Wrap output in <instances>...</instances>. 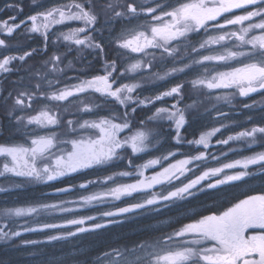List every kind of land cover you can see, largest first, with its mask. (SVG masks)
I'll return each mask as SVG.
<instances>
[{
  "label": "snow or ice",
  "instance_id": "6c2138e0",
  "mask_svg": "<svg viewBox=\"0 0 264 264\" xmlns=\"http://www.w3.org/2000/svg\"><path fill=\"white\" fill-rule=\"evenodd\" d=\"M4 8L13 10L18 5L5 3ZM237 10L244 11L237 13ZM101 13L107 18L106 23L121 21L118 34L109 41L115 49L111 59L107 58L105 44L95 35L101 31L97 27ZM28 21H31L28 31L43 37V52L47 51L52 29L67 25V32L58 29L57 39L62 36L78 49L92 50L103 62L102 71L83 78L79 74L68 77L67 70L75 65L69 60L61 68V55L53 53L38 67H24L29 57L39 54L36 48L23 51L22 55L0 53V74L13 71L10 65L20 61L33 78L24 84L25 77H20L15 94L9 91L5 96L0 91V107L15 125V132L22 134L20 140L0 142V177L21 178L22 183L29 184L48 183L89 169H106L124 159L127 169L80 183V189L99 184L100 190L81 194L78 200L4 208V218L35 216L37 226L20 225L22 230L10 231L0 228V241L8 243L25 233H46V236L43 240L20 239L16 247L68 241L122 224L133 216L160 214L200 193L248 183L264 174V126H252L217 138L216 145L229 146L233 142L242 145L230 146L227 151L221 149L217 156L208 150L215 146L213 137L228 127L223 121L197 139L186 140L182 136L186 114L203 103L193 98L192 104L178 106L184 97L183 82L153 96L133 95L142 86V80L166 82L191 73L194 76L188 81L191 88L195 92L207 90L205 95L209 99L214 97L230 105L237 96L259 93L264 102V0H104L99 11L94 0H67L29 15L13 26L4 22L0 34L11 36ZM71 22H79L80 26L71 27ZM8 48L7 40L0 38V49ZM129 53L136 56L121 71L120 58L128 59ZM52 73L76 82L55 87L61 81L59 76L49 79ZM137 73L140 74L137 82H122L121 78ZM43 84L54 90H43ZM96 94L103 98V103L95 102ZM165 97L177 99L171 107H155L146 119L139 118L138 108H148ZM36 100L45 103L35 114L27 112ZM113 103L119 108L110 107ZM72 105L77 106V112L95 114L96 118L66 119L62 113L69 112ZM243 107L251 109L254 105L245 103ZM100 109H106L108 114L100 115L97 111ZM217 114L228 118L222 109H217ZM163 122H170L169 127L174 128L172 139L176 145L194 147L184 153L179 148L159 156L152 153L150 149L160 143ZM257 145L260 150L246 154V149ZM229 152L240 156L222 160ZM141 154L149 158L137 164L136 160L145 158ZM209 158L217 161V165L209 164ZM157 166L158 170L145 175L148 169ZM123 178L134 180L127 182ZM8 182L21 186L12 180ZM5 191V187H0V192ZM71 191V186L56 189L58 193ZM129 199L134 202L124 206L113 203ZM108 203L113 206L100 207ZM89 208H97V214H82V210ZM55 213L72 215L62 216L59 223L39 219L41 215ZM186 219L189 222H177V226L169 222L166 227L153 229L159 233L157 236L113 246L98 254L95 264H264V192L247 195L221 211L196 212ZM30 255L40 253L33 251ZM45 264L80 262L62 255Z\"/></svg>",
  "mask_w": 264,
  "mask_h": 264
},
{
  "label": "rangeland",
  "instance_id": "374dc122",
  "mask_svg": "<svg viewBox=\"0 0 264 264\" xmlns=\"http://www.w3.org/2000/svg\"><path fill=\"white\" fill-rule=\"evenodd\" d=\"M67 2V0H65ZM63 0H0V26L4 23L5 17L11 16L14 14H22V15H29L34 9L39 8L42 10H46L47 8H51L56 6L58 3H65ZM94 2L97 4V10L99 11L100 7H102L104 0H94ZM5 3H15L18 5V8L9 10L4 8ZM22 9V11H20ZM4 11V12H3ZM244 10H237V13H242ZM105 21V20H103ZM79 26V22H71V27ZM28 27L22 30L21 35L18 36V38L12 39L10 43L12 51V55H22L23 51L30 50V37L32 36V32L28 31ZM58 27V28H56ZM55 28L52 29L50 33H52V40L54 42V46L52 49L47 50L46 52L39 51V58L37 61H34L32 57H29L24 62V67H38L40 64L44 61L49 59L53 53L57 55H61V58L63 60V63L60 64L61 68H64L65 65L69 60L73 62L75 65L74 69H68L67 70V76L69 77L70 74L80 75V72H76V70H81V67H79V64H82L81 61V53H79V50H77L76 47H74L73 44L70 42L64 43L62 36L59 38L61 39L59 44V39H57V36H59L58 29L62 31L63 29H66L67 25H58ZM121 27V24H120ZM119 27V28H120ZM49 33V34H50ZM55 33V35H53ZM2 34H0V38H2ZM67 42V41H66ZM69 43L71 46H69ZM73 45V46H72ZM68 47V48H66ZM68 49H71V53L68 54ZM4 50V51H3ZM5 52L7 50L0 49L1 52ZM136 56V55H135ZM2 58V57H0ZM16 66L18 68H16ZM24 67H21L20 61H15L12 64L13 71L9 72L6 76V80H0V91H2L3 95H7L9 91H12L14 94L20 87L19 81L20 77H25L24 84H28L29 81L33 78H30L28 74L24 71ZM85 70H87V67H85ZM156 70H159V65H157ZM144 75H147L146 73ZM190 75V76H186ZM10 76V77H9ZM57 76L60 77V84L55 85V87H63L64 84H66L65 81L67 79L58 73H52L49 75V79H55ZM140 74H133V82H137V79L139 78ZM81 78L83 76L80 75ZM194 78L193 74H182L181 76H177L175 78L170 79L166 82H154L151 80H142L141 87L137 89L139 91L141 97L144 96H153L158 91L166 90L167 87L172 86L176 82H183L185 84L184 89L182 90L184 93L183 100L179 104L181 107H184L187 104L193 103L194 96H198L196 98H199L203 101L202 104H199L196 108L191 109L188 111L187 120L191 121L193 118V121H195L194 118L197 117V121H204V125L208 124L209 121H220V119H215V115L217 113V109L222 108L223 104L229 105L224 103L223 101H216L213 98L209 99L206 95L205 90L204 92H195L192 88L190 83L188 82L190 79ZM76 81L74 79H70L69 84L75 83ZM64 83V84H63ZM124 83H130V82H124ZM166 84V87H163L162 85ZM43 90L51 91L54 89H49L47 84H43L42 86ZM144 92V93H143ZM94 97L95 102L103 103L104 100L102 97L97 96ZM177 98L173 97H165L163 99L167 101V105L170 106L173 103L176 102ZM157 102V101H156ZM45 103L43 100H36L33 102V108L27 109V112H31L35 114V112L39 109V107ZM52 103V102H48ZM247 103L250 105H254L251 109L244 108L243 105ZM158 105V104H155ZM155 105H150L148 108H138L137 113L139 114V118L146 119L147 115L152 114V110H154ZM178 105V106H179ZM231 108V114L230 117L227 119H223V121L226 122H242L247 123V125H244L245 128L250 129L252 126H264V102H262V96L259 93H254L250 95L249 97H239L237 96L235 99H233L232 103L230 104ZM112 108H119L118 105H115L114 103L110 105ZM158 107V106H156ZM77 106L72 105L69 108V112L62 113V115L66 119H76L77 117H83L85 119L89 118H96L95 114H88V113H79L76 111ZM100 115H107L108 112L106 109H100L97 110ZM120 111H124V109H120ZM249 122V123H248ZM261 123V124H260ZM220 133H217V136H219ZM22 134L15 132V125L13 123L9 122V119L4 114V109L0 107V142H4L5 140H20ZM171 146L169 143L168 146L164 147V149H160V143L157 145V148L159 151H157V148H152L150 151L154 153L156 156H159L162 153H166ZM242 145H235L233 147H241ZM257 150H260V145ZM256 146V147H257ZM173 150V149H171ZM130 152V149L128 150ZM175 151V150H173ZM256 151V150H255ZM246 153H249L245 150ZM147 158H149L147 156ZM145 161L136 162L137 164L145 163ZM2 159V158H0ZM159 166H157L156 169H148L145 172V175H151L153 171L158 170ZM127 169V160H119L116 161L113 165L106 169H89L85 170L80 173H75L71 176L63 177L59 180L48 182V183H22L21 178L16 177H0V187H5L7 191L0 192V228H3L4 231H10L13 228L16 230H22L20 229V225L24 226H37L36 221L37 217H15L12 216L11 218H4L2 214V210L4 208H15V207H30V206H36L40 202L45 203H60L61 200H78L81 194H87L89 191L92 190H100L99 184L96 186L90 185L88 189H80L78 185L80 183H84L87 179H96L97 177H102L108 174H111L114 171H120ZM130 170V169H129ZM127 182H133L134 178H123ZM12 180L15 183L21 184L20 187L14 186V184H10L8 181ZM66 183H73L76 186L75 191L72 194H67L63 196H56L53 198V195H46V191L51 189V187H62L63 184ZM179 183V181H177ZM44 189V191H43ZM53 190V189H52ZM51 190V191H52ZM157 189H153V191H156ZM49 192V191H48ZM127 200H122L120 202H125ZM120 202H113L115 204H118ZM113 203H108L105 205L100 206L101 208H111L113 206ZM73 206V205H68ZM151 213V212H150ZM153 213V212H152ZM82 214H97V208H89L82 210ZM72 214H60L55 213L52 216L48 215H41L39 219L41 221H49V222H62L61 217L62 216H71ZM151 222V221H150ZM5 225H8V227H5ZM163 222H160L159 220H154L151 223L144 224L143 221H138L137 224L133 228L125 227V222L122 224H116V225H110V228L108 230H100L99 232H95L96 234H102L106 235V232H109L110 235H120V234H137L138 232L142 231L143 229H150L153 231V229L157 227H162ZM103 231V232H102ZM46 236V233H25L22 237L16 238L8 243H5L10 247H15L18 249H25L27 251V255L29 256V262L27 264H45V261H51L57 257H61L62 255H67L70 260L73 261H79L80 264H95L96 257L92 254V250L94 248V245L97 243L95 242L97 236L94 235V233H87L83 234L81 236L72 238L68 241H59V242H53V245L51 247H54L52 250H49L47 252V249H42L44 244L38 245V246H21L16 247L19 243L20 239H39L43 240ZM123 240H126L124 237ZM4 243L3 241H0ZM123 244H127L126 241L122 242ZM29 249H33L32 251H28ZM36 249V250H35ZM39 252L40 255L33 256L30 255L31 252ZM15 252H9L11 257V261L16 259ZM9 258V256H7ZM0 261H6L4 259L0 258ZM15 262H12V264H15Z\"/></svg>",
  "mask_w": 264,
  "mask_h": 264
},
{
  "label": "flooded vegetation",
  "instance_id": "af4514ba",
  "mask_svg": "<svg viewBox=\"0 0 264 264\" xmlns=\"http://www.w3.org/2000/svg\"><path fill=\"white\" fill-rule=\"evenodd\" d=\"M63 1L65 2V0H63ZM40 11H44V10L36 8L29 15L35 14V13L40 12ZM29 15L14 14V15L5 17L6 19L4 20V22H6L8 24V26H13L14 24L19 23L21 20H26V18ZM12 16H15L16 19L12 20L10 18ZM106 19L107 18L103 15V13H101L99 22L97 24V27L100 28L101 31L95 33V35H96V38L98 40L102 41L105 44L107 58L111 59L115 49H114V46H112L109 43V41H110V39H112V37H114L115 35L118 34V32L120 30L119 27H120L121 21H119V20L109 21L108 23H106ZM103 20H105V21H103ZM112 24H114L115 26L112 27L111 26ZM29 25H31V21H28L27 24L22 25L20 28L16 29L11 36L5 37L2 34V36H3L2 38H5L7 40V43L9 44V48L7 49V51L3 52L4 51L3 50L1 53L5 54V55H12V51H14V50L11 49V47H10L11 40L12 39L16 40L18 38V36L21 35L22 30L25 29L26 27H28ZM56 28H58V27H56ZM59 31H57V32H59ZM62 31L67 32L68 27L66 29H63ZM51 34L52 33L49 34V41L47 44V50L52 49V47L54 46V42L52 40ZM60 41H61V39H59V44H60ZM63 42L68 43L66 41H63ZM69 46H71L70 43H69ZM74 47L77 48V46H75V45H74ZM29 48H30V50L32 48H36L38 50V52L41 51L44 48L43 37L37 33H33L32 36L30 37ZM66 48H68V47H66ZM77 50H79V53H81L82 64L81 65L79 64V67H81V70L80 71L76 70V72H80V75L85 77V76H89L92 74L100 73L102 71V63L103 62H102L101 58L96 56V54L92 50H90V49H78V48H77ZM41 52H43V51H41ZM69 53H71V51H69L68 54ZM135 55L136 54L129 53L128 59L120 58L119 67H120L121 71L124 70V66L126 64H128L130 62V60L135 57ZM31 57L34 61H37L39 58V54L34 53L33 56H31ZM10 67H12V65H10ZM85 67H87V70H85ZM16 68H18V67L16 66ZM7 74L8 73L0 74V80L1 79L6 80ZM75 76H76L75 74L69 75V77H75ZM186 76L188 77L190 75H186ZM121 79H122V82H133L134 81L133 80V74H128V75H126V77H123ZM69 81H70V79H67V81H65L66 84H69ZM162 86L166 87V84H163ZM137 94H140V93H139V91L136 90V93H133V95L135 96ZM196 97H198V96H194V98H196ZM140 98H142L141 95H140ZM155 104H158V105H155L153 107H156V106L171 107V105L170 106L167 105L166 100L157 101ZM231 108L232 107L230 105L224 106V104H223V107L219 108V109H222L225 113H227L228 118H229L230 114L232 112ZM194 119H195V121H193V118L191 121L187 120V123L185 124L184 128L181 129L182 136L186 140L197 139V138H199V135L202 132L208 131L212 127H219L220 121H223V119H225V118L222 116H218V114L216 113L215 119H220V121H209V123L205 124V125L203 124L204 121H197V117ZM223 122L225 124H227L228 127L225 129H222L219 136L213 137L212 143L215 146L208 150L209 152L214 153L217 156L220 155L221 149H223L224 151H227L230 146L231 147H233L235 145L240 146L241 144L239 142H233L229 146L216 145L215 144L216 139L217 138H226L227 134H235L238 131H243L246 129L244 127V125H247V123H242V122H233V123H231V122L229 123L226 121H223ZM169 124H170V122H163V128L161 130L162 135L160 137V149H164V147L168 146L169 143L171 144V146L169 148H171L173 150H176L177 148H179L180 152H182V153L188 152L190 149H192L194 146L187 145V144H183V145H176L175 144V141L172 139V136L175 134L174 128L169 127ZM258 148H259V146H257V147L255 146L253 149H246V151L249 152L246 154H251L253 151L257 150ZM141 155L145 156V158L142 160H136V162L145 161L147 156L145 154H141ZM239 156H240V153L229 152L228 157H221V159L224 160V159H231V158H239ZM176 158H182V157L178 156ZM133 159H135V157H133ZM173 159H175V158H173ZM165 164H167V162H165ZM209 164L215 166V165H217V161L211 160V158H209ZM233 171H235V170H233ZM64 185H66V184H63L62 186H64ZM54 188H56V187H51V189L48 190L49 192L46 191V195H48L50 193V191ZM43 191H44V189H43ZM262 192H264V174H259L257 177L251 179L248 183H240V184H236V185H225V186H221L220 189L213 190L209 193H200L198 196L190 198L189 201L177 203L176 205H174L168 209L162 210V212L160 214H157L155 212H153V213L149 212V213H145V214L140 215V216H133V217L124 221L125 227H127V229L128 228L130 229V228H133L135 226V224H137L138 221H143L144 224L145 223L148 224L154 220H159L160 222H163L164 225H162V227H166L169 222H172L173 226H177V222H189V220L186 218L191 217L193 215V213L203 212L205 214H210L212 212L221 211L224 209V207L230 206L231 203L236 202L239 199L246 198L247 195L261 194ZM53 198H55V197H53ZM128 202H134V201L129 199L125 202L118 203V205L124 206L125 203H128ZM109 228H110V226H109ZM108 229H105V230H108ZM168 230L171 231L172 229H168ZM94 235L97 236V238L95 240V242H97V243L94 245V248L92 250V254L95 257H97L98 254H102L105 250H108L113 246L123 244L122 243L123 241H126L127 244H132L134 242H137V241H140L143 239H147L150 237L157 236V235H159V233H156L150 229H143L142 231L138 232L137 234H130V235H128V234L110 235L109 232H106V235H102V234L100 235V234H96L94 232ZM124 237L126 238V240H123ZM51 246H53V245L44 244L42 249L48 248L47 249V252H48L49 250H52L54 248ZM32 250L33 249H29L28 251H32ZM13 251L15 252L14 254H16V259L11 261L10 254H8V253L13 252ZM26 253H27V251L25 249L21 250V249L15 248V247L9 248V246L7 244L0 242V258L6 260L3 262L0 261V264H12V262H15V261H16L15 264H27L30 259ZM7 256H9V258H7Z\"/></svg>",
  "mask_w": 264,
  "mask_h": 264
},
{
  "label": "water",
  "instance_id": "95a60500",
  "mask_svg": "<svg viewBox=\"0 0 264 264\" xmlns=\"http://www.w3.org/2000/svg\"><path fill=\"white\" fill-rule=\"evenodd\" d=\"M66 187H70V186H66ZM72 187V186H71ZM74 190V188L72 187V191ZM71 191V192H72ZM70 193V192H69ZM51 194H53V195H63V194H68V193H58V192H56V190H54L53 192H51Z\"/></svg>",
  "mask_w": 264,
  "mask_h": 264
},
{
  "label": "bare ground",
  "instance_id": "6f19581e",
  "mask_svg": "<svg viewBox=\"0 0 264 264\" xmlns=\"http://www.w3.org/2000/svg\"><path fill=\"white\" fill-rule=\"evenodd\" d=\"M0 11H1V9H0ZM4 12V11H3Z\"/></svg>",
  "mask_w": 264,
  "mask_h": 264
}]
</instances>
